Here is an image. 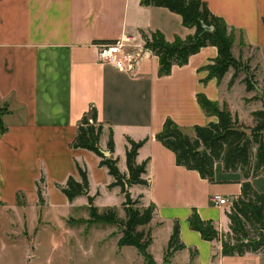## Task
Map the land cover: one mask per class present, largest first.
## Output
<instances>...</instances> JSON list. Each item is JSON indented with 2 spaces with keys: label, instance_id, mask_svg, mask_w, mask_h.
I'll use <instances>...</instances> for the list:
<instances>
[{
  "label": "crops",
  "instance_id": "0c3cea01",
  "mask_svg": "<svg viewBox=\"0 0 264 264\" xmlns=\"http://www.w3.org/2000/svg\"><path fill=\"white\" fill-rule=\"evenodd\" d=\"M202 1L236 31L234 57L243 59L252 53L264 72V0ZM194 32L184 27L180 15L145 6L142 0H0V105L9 110L3 117L6 132L0 129V191L10 194L9 204L21 207L16 196L22 194L27 205L22 208L35 205L42 213L52 206L65 208L86 202L87 196H82L70 203L58 188L70 177L80 180L77 164L87 169L89 196L99 193V200L100 192L110 189L114 178L107 168L99 166L100 158L72 148L79 122L96 108L99 121L106 126L102 151H108L112 128L114 157L122 174L128 176L129 140H147L137 162L148 161L145 178L149 186H132L129 192L143 197L144 208L155 206L148 253L156 264H264L262 253L223 256L220 241L204 240L189 224L197 211L220 233H228L232 207H218L211 197L219 194L237 202L246 181L242 173L227 172L223 163H216L211 183L197 171L178 166L175 154L156 139L168 119L189 134L197 126L217 122L218 118L206 114L199 104L200 96L220 108L227 105L231 114L239 112L237 106L246 110L243 102L249 92L241 81L229 87L230 72L222 81L210 75L209 68L219 56L217 47L202 48L187 65L174 66L169 76H160L159 58L146 48L145 36L160 33L172 43ZM128 38L133 47L137 46L132 51L141 55L134 73L100 63L97 44ZM255 109L252 113L264 108ZM42 177L44 205H40L37 187ZM261 179L264 176L250 180L259 193L264 192L256 184ZM0 201L9 205L1 196ZM71 219L60 227L38 221L31 231L28 222L21 221L19 228L30 234L31 239L26 237L25 242L32 246L29 251L33 258L43 254L47 246L46 257L51 264L55 254L61 264L109 262L112 256L120 264H146L138 249L118 246L120 235L114 230L115 224L76 219L72 223ZM86 222L89 225L82 229ZM176 222L180 223L186 249L166 261ZM103 224L114 227L109 237H87L90 229ZM157 249L159 254L154 252Z\"/></svg>",
  "mask_w": 264,
  "mask_h": 264
},
{
  "label": "trees",
  "instance_id": "16d2710c",
  "mask_svg": "<svg viewBox=\"0 0 264 264\" xmlns=\"http://www.w3.org/2000/svg\"><path fill=\"white\" fill-rule=\"evenodd\" d=\"M145 6L162 7L182 17L186 28L195 32L186 39H177L170 43L160 33L152 34L146 41V48L151 50L160 61V76H169L174 66H185L191 56L200 52L204 47L218 48L219 56L214 66L210 67V75L219 81L234 68L232 49L236 41V31L230 29L221 18L215 16L206 2L202 0H142ZM241 46H245L243 42ZM235 76L229 83L232 87ZM247 91L251 86L247 83ZM199 104L209 116H216L217 122H211L205 127L197 126L193 134L186 133L174 121L166 120L163 130L156 136L158 142L172 151L176 156L178 166L190 171H197L203 179L214 182L215 165L223 163L227 172H241L245 178L242 185V195L228 213L230 231L220 233L212 221H204L197 211L189 218L192 230L200 233L206 241H220L223 256H243L248 253L264 254V194L257 192L251 184V179L264 176V109L252 113L255 127L251 134L237 127L232 122V114L227 105L220 108L204 96L198 98ZM106 126L99 121L96 108L83 116L77 127L76 139L72 143L73 149H83L96 154L100 158L99 166L107 168L114 182L110 189L120 188L124 196L123 209L125 218H119L116 209H108L103 214L95 206V199L99 195L89 196L90 183L85 167L77 164L80 180L70 177L64 186L58 188L70 203L77 198L87 196L90 220L105 222L118 226L120 239L119 247H135L144 256L146 264H156L153 256L148 253L152 244L151 223L154 218L155 206L140 209L132 206V186H149L145 178L148 161L137 162L140 148L147 142L129 140L126 152V166L128 176L121 173L118 158L114 157L115 142L112 128H109L107 150L110 157L102 153L101 140ZM0 129L6 132L3 119L0 116ZM44 178L37 182L40 205L45 204ZM19 204V197H18ZM72 223L77 221L71 219ZM81 222V221H79ZM261 230L257 239L249 238L254 228ZM180 223L176 222L170 237L166 261L179 251L186 249L181 240ZM257 242V243H255Z\"/></svg>",
  "mask_w": 264,
  "mask_h": 264
},
{
  "label": "rangeland",
  "instance_id": "374dc122",
  "mask_svg": "<svg viewBox=\"0 0 264 264\" xmlns=\"http://www.w3.org/2000/svg\"><path fill=\"white\" fill-rule=\"evenodd\" d=\"M145 39L147 41L150 39V37L145 36ZM254 58L255 56L252 53L243 59L235 58L234 68H231L229 71L230 74H232L231 80L235 76V83H239L241 81L245 89H247V83L251 86V91L247 93L243 102L246 110H241V108L237 106L239 112H232V122L235 123L240 129L246 131L248 134H251L252 129L256 125L254 118L252 117V111L256 110L255 108L258 107L264 108V72H262L258 63L254 62ZM8 113L9 110L0 105V116L2 119ZM256 184L264 190V179H261ZM119 190L120 191L115 192L109 189L104 192H100L101 196L99 197V200L96 199L97 201H95V206L98 208L100 213L103 214L108 209H116L118 217L122 216L125 218V211L123 209L124 196L122 195L120 188ZM0 193L2 192L0 191ZM0 196L5 202L8 204L10 203L11 196L8 192H4ZM18 197L20 201L19 204H21V207L18 209L12 207V204H7L8 206H6L2 201H0V264H51L50 260H48L46 257L48 253L47 246H44L45 252H43L45 254L43 253L39 255L38 253V256L35 258H33V254H30V249L32 246L25 242V238H30V234L27 233L24 228H19V226H21V221L28 222V228L30 231L38 223V221L48 222L59 227L61 226L60 224L64 222V220H69L71 218L94 223L93 221H89L90 212L87 207V201L72 207L62 208L58 206H52L50 209H45L41 213V210L35 205H31L29 208L27 207V209L22 208V205H25V208L27 206L26 199L22 194H18L16 196L17 201ZM131 198L132 206L134 208H140L141 210L144 209L142 203L143 197L140 194L136 193L133 196L131 195ZM235 203L236 202H231L226 207L230 209V207H233ZM88 222L83 223L86 225L81 226V228L85 229L89 225ZM98 226V228L90 229L87 237H92L93 239H97L102 236L109 237L114 232V227L110 225L108 226L103 224ZM116 228L117 229H114L116 230L115 232H119L117 225ZM260 232L261 230L259 227L254 228L250 231L249 238L257 239ZM46 238L48 237H44L42 239ZM157 245H162V241H159ZM131 248L132 250L137 251L136 248ZM159 251L161 250L157 249L154 252L159 254ZM112 257L113 258H111L109 262H105L102 258H99V260L103 262L98 263V261H96V264L121 263L117 260H114V256ZM56 258V254L52 255V264H61L55 260ZM90 264L93 263L91 262Z\"/></svg>",
  "mask_w": 264,
  "mask_h": 264
},
{
  "label": "built area",
  "instance_id": "2783aa9c",
  "mask_svg": "<svg viewBox=\"0 0 264 264\" xmlns=\"http://www.w3.org/2000/svg\"><path fill=\"white\" fill-rule=\"evenodd\" d=\"M131 42L132 40L128 38L97 44L100 63L110 65L124 73H134L138 68V59L141 58V55L132 51V48H137V46L133 47ZM211 202L218 207L231 203L230 200L219 194L212 196Z\"/></svg>",
  "mask_w": 264,
  "mask_h": 264
},
{
  "label": "water",
  "instance_id": "95a60500",
  "mask_svg": "<svg viewBox=\"0 0 264 264\" xmlns=\"http://www.w3.org/2000/svg\"><path fill=\"white\" fill-rule=\"evenodd\" d=\"M102 153H103V155H104L105 157H110V156H111V154H110L109 151H102ZM255 243H257V242H255Z\"/></svg>",
  "mask_w": 264,
  "mask_h": 264
}]
</instances>
